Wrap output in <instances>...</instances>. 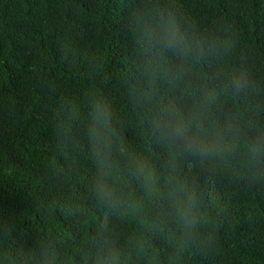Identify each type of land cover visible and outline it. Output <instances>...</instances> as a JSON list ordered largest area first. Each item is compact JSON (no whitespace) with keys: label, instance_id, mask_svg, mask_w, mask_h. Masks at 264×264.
<instances>
[{"label":"trees","instance_id":"obj_1","mask_svg":"<svg viewBox=\"0 0 264 264\" xmlns=\"http://www.w3.org/2000/svg\"><path fill=\"white\" fill-rule=\"evenodd\" d=\"M168 21L202 45L171 89L146 46ZM185 82V112L216 87L204 123H218L223 150L177 152L151 135L159 97ZM97 102L112 163L123 171L143 154L160 175L141 205L97 191ZM262 137L264 0H0V264H264ZM173 180L190 203H173Z\"/></svg>","mask_w":264,"mask_h":264},{"label":"clouds","instance_id":"obj_2","mask_svg":"<svg viewBox=\"0 0 264 264\" xmlns=\"http://www.w3.org/2000/svg\"><path fill=\"white\" fill-rule=\"evenodd\" d=\"M148 48L147 63L152 69L153 79L167 82L171 88L179 86L181 81L187 80V66L194 53L202 49L199 41L186 36L176 24L168 21L166 24L150 29L146 35ZM154 49V50H153ZM173 60L169 62L168 54ZM244 86L242 79H233L232 87L239 91ZM220 91H223L221 89ZM180 96L175 99L165 98L161 95L158 105L150 117V132L154 140L168 146L177 152L209 153L223 150L228 142L220 135V126L212 121L205 124L208 105L217 99L216 87L201 88L199 103L185 112L178 101L184 94L194 95V89L185 82L180 88ZM92 125L87 130V135L92 142V147L98 158L100 172L97 191L101 197L107 198L111 203L126 200L130 207L141 205L144 199H150L153 194L159 195L160 175L153 163L143 154H136L129 162L126 170L117 168L110 159L111 135L107 129L108 112L105 105L97 102L91 113ZM230 122L224 125L225 134L231 132ZM264 139V137H262ZM137 184L140 193L128 190V186ZM168 195L173 203L180 205L182 198L187 195L188 202L192 197L183 193L178 180L171 181ZM181 217L187 212L180 210ZM115 257L108 261L114 264Z\"/></svg>","mask_w":264,"mask_h":264}]
</instances>
